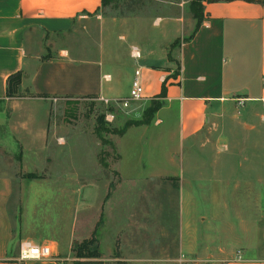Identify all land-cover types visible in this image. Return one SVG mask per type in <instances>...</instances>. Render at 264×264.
Listing matches in <instances>:
<instances>
[{"label":"rangeland","instance_id":"1","mask_svg":"<svg viewBox=\"0 0 264 264\" xmlns=\"http://www.w3.org/2000/svg\"><path fill=\"white\" fill-rule=\"evenodd\" d=\"M98 14L76 21L62 40L89 68L70 92L101 82L119 99L111 105L95 95L38 98L17 86L0 100V145H6L0 157L14 158L28 177L79 174L97 181L81 186L99 194L98 204L112 200L107 229L118 232L113 255L124 259L117 264H159L152 262L157 256L160 264H222L238 252L264 258V102L232 100L198 135L180 141L173 115L161 125L155 114L144 116L160 99L120 106L132 86L123 66L132 45L173 59L197 26L192 0H109ZM103 217L90 245L100 253Z\"/></svg>","mask_w":264,"mask_h":264},{"label":"crops","instance_id":"2","mask_svg":"<svg viewBox=\"0 0 264 264\" xmlns=\"http://www.w3.org/2000/svg\"><path fill=\"white\" fill-rule=\"evenodd\" d=\"M202 4L201 23L186 41L173 49V59L155 55L153 50L144 53L138 45H132L123 66L131 81L140 68L145 106L150 99L163 101L155 113V124L161 125L173 115L175 132L183 142L198 135L215 109L232 100L264 102V2L203 0ZM101 7L102 0H0V100L10 98L6 95L8 77L18 71L22 72L19 90H27L38 98L95 95L119 99L101 82L92 87L84 84L85 81L78 85L77 94L70 92L76 89L77 81L87 77L89 68L85 64L87 60L70 54L66 37L76 21L99 17ZM133 46L140 50L138 60L132 55ZM132 66L133 72H128ZM103 76L111 79L109 73ZM163 88L165 94L161 96ZM26 132L35 135L30 129ZM30 148L35 149L26 145L22 149ZM2 158L0 264H19V247L25 239L48 243L53 253L49 258L33 259L25 264L124 261L113 255L111 242L118 232L107 229L108 224L112 225L111 217L107 218L112 200L105 198L98 204L99 194L82 190L85 189L82 184L97 181L82 180L79 174L28 177L24 174L29 171L16 164L14 158L9 162ZM44 184L52 185L53 191L49 192ZM14 185L20 186L15 190ZM102 216L103 222L97 230L101 257L92 260L76 257L74 244L90 236ZM241 256L222 264H264V258L248 257L242 252ZM157 257L152 262L160 264L161 258ZM168 260L175 263L177 259Z\"/></svg>","mask_w":264,"mask_h":264},{"label":"built area","instance_id":"3","mask_svg":"<svg viewBox=\"0 0 264 264\" xmlns=\"http://www.w3.org/2000/svg\"><path fill=\"white\" fill-rule=\"evenodd\" d=\"M132 55L133 57L138 60L141 57L140 50L133 46L132 48ZM102 101L106 104H113L112 102L116 99H110L105 97H99ZM144 98V88L142 81L140 79V68H137L135 71V76L132 81L130 96L124 99L120 106L122 107H129L134 101H139ZM113 100V101H112ZM106 118L111 120L114 118V114L110 111L107 113ZM52 247L48 243H35L31 240L25 239L21 241L19 247V253L17 257V261L19 264H25L29 260L33 259H42V258H49L52 256ZM241 252H238L237 258H241Z\"/></svg>","mask_w":264,"mask_h":264},{"label":"trees","instance_id":"4","mask_svg":"<svg viewBox=\"0 0 264 264\" xmlns=\"http://www.w3.org/2000/svg\"><path fill=\"white\" fill-rule=\"evenodd\" d=\"M202 1L203 0H192L193 8L195 9V11L198 12V22H197V26H196L195 30L197 29V27L199 26V24L201 23V21L203 19ZM262 1L264 2V0H262ZM107 2H109V0H102V6L106 5ZM21 79H22V72L21 71H18V72L14 73L8 77V87H7V92H6L7 96H12L14 88L19 86ZM165 82H166V79L164 80V84H165ZM164 94H165V88H163L161 96H163ZM154 99L157 100L160 98H154ZM160 102L157 101L155 104L149 105L144 111V116L146 118L152 117L161 108V105H163L162 104L163 101H161V99H160ZM95 235H96V231L93 232V236L90 240L84 241L80 244H74L73 250H74L76 257L83 258V259H91V260L100 257L101 253L99 252L97 247L96 246L94 248L90 247V245L94 241L97 242Z\"/></svg>","mask_w":264,"mask_h":264}]
</instances>
